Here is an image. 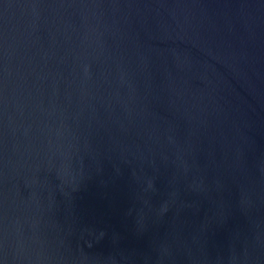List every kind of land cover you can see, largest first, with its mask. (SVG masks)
<instances>
[{"label": "water", "instance_id": "1", "mask_svg": "<svg viewBox=\"0 0 264 264\" xmlns=\"http://www.w3.org/2000/svg\"><path fill=\"white\" fill-rule=\"evenodd\" d=\"M0 264H264V0H0Z\"/></svg>", "mask_w": 264, "mask_h": 264}]
</instances>
